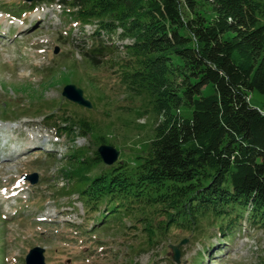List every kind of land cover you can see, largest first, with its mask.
Instances as JSON below:
<instances>
[{"label": "trees", "instance_id": "1", "mask_svg": "<svg viewBox=\"0 0 264 264\" xmlns=\"http://www.w3.org/2000/svg\"><path fill=\"white\" fill-rule=\"evenodd\" d=\"M39 2L58 5L81 29L95 26L81 57L148 96L159 117L131 164L117 161L76 184L84 211L97 215L93 228L122 215L152 247L172 227L229 238L247 219L264 238V115L248 103L249 91L264 93V1ZM77 122L86 134L88 121ZM92 162L101 163L97 151Z\"/></svg>", "mask_w": 264, "mask_h": 264}, {"label": "rangeland", "instance_id": "2", "mask_svg": "<svg viewBox=\"0 0 264 264\" xmlns=\"http://www.w3.org/2000/svg\"><path fill=\"white\" fill-rule=\"evenodd\" d=\"M36 1L0 0V264H26L34 249L44 264H177L168 246L183 239L178 264H264L263 230L247 219L229 238L213 228L198 236L172 227L152 247L122 215L93 228L97 215L84 211L76 184L106 167L92 162L95 152L111 146L116 162L131 164L159 117L148 96L81 57L94 26L81 29L58 5ZM104 39L118 43L116 34ZM69 85L90 108L62 97ZM248 103L264 115V93L249 91ZM80 119L89 123L86 134Z\"/></svg>", "mask_w": 264, "mask_h": 264}, {"label": "water", "instance_id": "3", "mask_svg": "<svg viewBox=\"0 0 264 264\" xmlns=\"http://www.w3.org/2000/svg\"><path fill=\"white\" fill-rule=\"evenodd\" d=\"M25 1H32V0H25ZM62 96L66 98L68 101L75 103L78 106L84 108H90V103L84 99L83 92L80 89H77L74 86H66L62 91ZM100 159L103 163L107 166L114 164L118 157V152L111 146H100L97 150ZM187 240H182L178 245L173 246L169 245V248L172 253V261L174 263H179L180 252L179 247L185 245ZM42 252L39 249H34L28 253L26 256V264H44ZM36 255V256H35ZM38 258V259H36Z\"/></svg>", "mask_w": 264, "mask_h": 264}]
</instances>
